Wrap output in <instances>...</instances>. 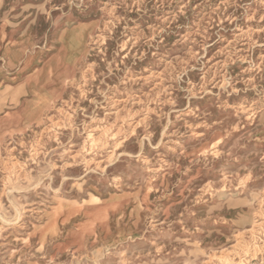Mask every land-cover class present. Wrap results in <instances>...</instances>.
Here are the masks:
<instances>
[{
    "label": "rangeland",
    "instance_id": "1",
    "mask_svg": "<svg viewBox=\"0 0 264 264\" xmlns=\"http://www.w3.org/2000/svg\"><path fill=\"white\" fill-rule=\"evenodd\" d=\"M0 264H264V0H0Z\"/></svg>",
    "mask_w": 264,
    "mask_h": 264
}]
</instances>
